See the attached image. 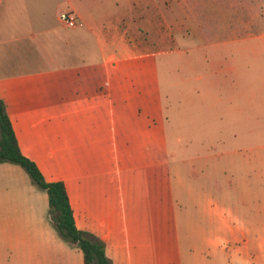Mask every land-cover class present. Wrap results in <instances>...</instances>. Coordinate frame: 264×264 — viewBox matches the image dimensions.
I'll list each match as a JSON object with an SVG mask.
<instances>
[{
  "label": "rangeland",
  "instance_id": "374dc122",
  "mask_svg": "<svg viewBox=\"0 0 264 264\" xmlns=\"http://www.w3.org/2000/svg\"><path fill=\"white\" fill-rule=\"evenodd\" d=\"M180 1L157 0L153 9L142 0L136 28L120 24L123 43L107 49L109 81L155 119V143L142 147L156 178L130 180L113 160L101 177L111 184L102 202L96 164L105 145L93 142L78 223L112 264H264V0L238 13L233 0ZM57 3L65 5L0 0V74L5 63L40 52L36 40L20 37L53 20ZM88 125L83 130L95 134ZM108 132L111 152V121ZM110 213L116 225L106 239L99 219ZM0 264H83L56 229L46 191L9 161L0 162Z\"/></svg>",
  "mask_w": 264,
  "mask_h": 264
},
{
  "label": "crops",
  "instance_id": "0c3cea01",
  "mask_svg": "<svg viewBox=\"0 0 264 264\" xmlns=\"http://www.w3.org/2000/svg\"><path fill=\"white\" fill-rule=\"evenodd\" d=\"M89 1L64 0L63 8L57 3L53 20L40 19L36 31L20 37L36 40L40 52L34 55L26 51L28 54L20 60L5 63L8 72L0 74V100L5 104L20 151L36 163L47 181H63L79 229L78 220L86 218L84 202L90 195L82 187L90 178L91 153L87 151L93 142L105 145L104 153L99 148L96 164L102 202L109 201L111 184L101 181V177L112 171L113 160L121 162L118 170H125L130 180H140L141 174L148 180L156 178L155 164L143 157L148 147H142L146 142L155 143V119L141 103L120 96L123 88L118 82L109 81L114 55L107 53L108 45L123 43L125 32L118 33L120 24L136 28L140 19L137 8L142 0H125L123 5ZM144 2L156 8L157 0ZM184 3L186 0L180 1V5ZM250 4L251 0L230 2L237 13L250 9ZM62 11L72 12L82 26L65 27L58 19ZM232 33L238 36L235 28ZM230 38L232 35L218 41L226 44ZM109 121L114 136L111 152ZM87 123L95 126V134L83 130ZM93 181L96 185L97 181ZM118 189L122 194L121 186ZM99 223L108 227L104 238L109 239L116 225L114 215H101Z\"/></svg>",
  "mask_w": 264,
  "mask_h": 264
},
{
  "label": "trees",
  "instance_id": "16d2710c",
  "mask_svg": "<svg viewBox=\"0 0 264 264\" xmlns=\"http://www.w3.org/2000/svg\"><path fill=\"white\" fill-rule=\"evenodd\" d=\"M5 161L20 165L32 181L46 191L48 211L53 216L56 229L63 239L76 244L82 253L83 264H112L104 244L90 238L76 226L63 181H47L36 163L22 154L5 104L0 100V162Z\"/></svg>",
  "mask_w": 264,
  "mask_h": 264
},
{
  "label": "built area",
  "instance_id": "2783aa9c",
  "mask_svg": "<svg viewBox=\"0 0 264 264\" xmlns=\"http://www.w3.org/2000/svg\"><path fill=\"white\" fill-rule=\"evenodd\" d=\"M59 21L68 28H76L82 26V23L77 19V17L70 11H62L58 15Z\"/></svg>",
  "mask_w": 264,
  "mask_h": 264
}]
</instances>
